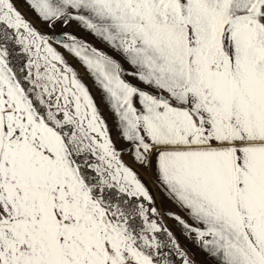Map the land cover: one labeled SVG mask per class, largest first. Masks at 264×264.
<instances>
[{"label":"snow or ice","instance_id":"6c2138e0","mask_svg":"<svg viewBox=\"0 0 264 264\" xmlns=\"http://www.w3.org/2000/svg\"><path fill=\"white\" fill-rule=\"evenodd\" d=\"M0 264H264V0H0Z\"/></svg>","mask_w":264,"mask_h":264},{"label":"rangeland","instance_id":"374dc122","mask_svg":"<svg viewBox=\"0 0 264 264\" xmlns=\"http://www.w3.org/2000/svg\"><path fill=\"white\" fill-rule=\"evenodd\" d=\"M22 10H24L26 12V14L29 16V18L35 19L34 15L31 12H29L26 8H24ZM37 24H39V21H37ZM81 35H85V34L81 33ZM87 38L90 40H93V42H95L92 37L89 36ZM77 66L79 67V65H77ZM81 70L83 71V69H81ZM88 82L91 83V80L89 79ZM93 92L96 94V96L99 100L100 99V93L95 88H93ZM101 106L106 108V106L103 105V103H101ZM114 135H115V133H114ZM126 159H129V162H130V158H126ZM150 186L153 187L154 195L157 197L158 206H161L163 208H169V209L176 211V212L180 211V209L177 208L171 201H169L165 197L164 193L161 192L158 188H156L154 184H151V182H150ZM181 214L183 215V213H181ZM166 220H167V223L169 224V226L172 227L175 231H177L179 233L180 229H179V226L176 224V222L173 220L167 219V218H166ZM197 252H198V250H197ZM199 257H200V259H205L203 254H199Z\"/></svg>","mask_w":264,"mask_h":264}]
</instances>
